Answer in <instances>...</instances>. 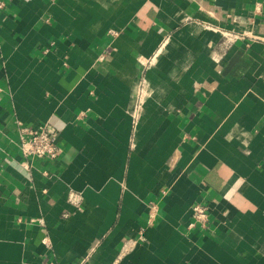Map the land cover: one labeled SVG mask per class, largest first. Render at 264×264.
<instances>
[{
    "label": "crops",
    "instance_id": "1",
    "mask_svg": "<svg viewBox=\"0 0 264 264\" xmlns=\"http://www.w3.org/2000/svg\"><path fill=\"white\" fill-rule=\"evenodd\" d=\"M4 3L0 264H264V0Z\"/></svg>",
    "mask_w": 264,
    "mask_h": 264
},
{
    "label": "built area",
    "instance_id": "2",
    "mask_svg": "<svg viewBox=\"0 0 264 264\" xmlns=\"http://www.w3.org/2000/svg\"><path fill=\"white\" fill-rule=\"evenodd\" d=\"M5 8L4 0H0V11ZM58 134L50 126L38 127L20 126V147L25 159L33 158L45 161H54L60 157L61 150L57 144ZM78 196L71 194L69 201L75 204ZM152 212L149 215V223L156 217L158 204L152 203ZM193 222L191 227L201 225L206 227L209 221L208 208L202 204L192 207ZM143 241H146L143 238Z\"/></svg>",
    "mask_w": 264,
    "mask_h": 264
}]
</instances>
